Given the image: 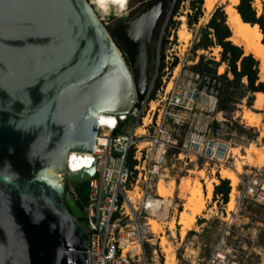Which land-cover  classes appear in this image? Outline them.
Wrapping results in <instances>:
<instances>
[{
	"label": "water",
	"instance_id": "obj_1",
	"mask_svg": "<svg viewBox=\"0 0 264 264\" xmlns=\"http://www.w3.org/2000/svg\"><path fill=\"white\" fill-rule=\"evenodd\" d=\"M164 7L110 27L86 0H0V264H86L82 210L62 177L93 169L65 172L66 159L93 155L100 116L142 101Z\"/></svg>",
	"mask_w": 264,
	"mask_h": 264
},
{
	"label": "built area",
	"instance_id": "obj_2",
	"mask_svg": "<svg viewBox=\"0 0 264 264\" xmlns=\"http://www.w3.org/2000/svg\"><path fill=\"white\" fill-rule=\"evenodd\" d=\"M153 84L154 79L129 115L98 118L93 155L67 156L65 172L93 169L91 178L78 182L86 183L87 191L82 211L86 264H149L145 246L152 231L148 222L156 221L163 208L158 203L162 199L157 196V185L166 177L168 155L173 153L179 161L202 159L208 165H220L227 158V145L207 136L206 125L193 123L195 92L179 94L159 87L152 97ZM209 106V112H215L214 97ZM182 129L189 132L179 143ZM71 161L79 164L77 169L70 168ZM68 191L75 199L73 187ZM246 200L264 206V183L259 174L246 179L236 191L232 210ZM203 264L238 262L219 238Z\"/></svg>",
	"mask_w": 264,
	"mask_h": 264
},
{
	"label": "rangeland",
	"instance_id": "obj_3",
	"mask_svg": "<svg viewBox=\"0 0 264 264\" xmlns=\"http://www.w3.org/2000/svg\"><path fill=\"white\" fill-rule=\"evenodd\" d=\"M153 1L163 0H144L143 4H141V9ZM164 1V13L160 21L164 20V24L161 30L157 31L159 35L156 32L150 44L149 80L146 89L155 77H160L161 84L159 87H162V90L167 87L168 90L172 89L179 94L193 90L197 102L193 109V113H195L193 123L206 125L207 136L218 138L225 143L228 147V153L225 162L220 165H208L202 159H191V161L183 159L179 161L173 156V153L168 155L166 177L161 180V183L165 188H170L171 196L168 198L169 202L165 206L164 211H162V208L157 215L155 231L148 235L149 243L145 246L146 261L149 264H203L215 242L219 238H223L226 247L231 250L232 256L235 257L238 264H264V206L246 200L232 210L236 191L241 188L242 183L246 179L253 177L254 174H259L264 183V164L261 165L258 161L259 158H264V102L261 108H255L253 98L252 105L247 107L244 99L232 113H222L216 110L213 113L209 112L210 99L214 97V93L211 90H206L205 87L200 88V80L190 72V66L196 63V55L200 54L217 61L219 50L212 48L207 51L197 52L196 55L192 54L190 50L198 38L199 29L208 22L213 11L206 13L202 7L203 16L197 25L187 28L185 19V14L188 12L187 4L186 2L182 4L177 15L173 17L177 30L170 31L167 38L168 42L162 49L160 41L165 39L164 26L171 12L169 1ZM232 1L216 0L214 9L222 7L225 13V8L230 6ZM123 2L124 7L118 9L116 15L107 16L97 12L98 19L104 25L112 26L115 23L112 19L117 20L120 17L128 18L129 16L132 19L136 17L141 10H138L139 1L123 0ZM252 7L257 17L264 15V0H252ZM180 31L187 33L186 41L180 40ZM233 41L231 42L241 47L245 53L243 43ZM154 48L157 49L158 58L152 61ZM161 51H163L162 55L165 64L163 69L159 70ZM174 59H177V65L174 68H170ZM223 71L224 68L220 67L217 72L221 74ZM259 80L263 79L259 76ZM246 116L252 119L251 125L244 119ZM214 123L216 126H214ZM192 129L191 127L189 130ZM189 130L182 129L179 132V143L183 141ZM245 154L250 156L252 161L248 162L249 160L238 159L239 156L243 158ZM221 170L235 175L236 181L233 187H231V182L228 180L230 193L232 189L234 190L231 210H228V203L222 205L214 202L212 193L207 200L205 199L207 196L205 190L207 184L213 181L212 186L217 185V177L221 178L219 173ZM169 182L173 185L169 184ZM63 183L68 189L75 186V182L65 180V178H63ZM192 185L200 187V192L204 198L203 209L194 217L192 224L187 230H184L183 236L180 237L179 214L184 209L190 189L188 187ZM229 196L228 202L230 200ZM82 228L85 231L84 221ZM161 241H163V244L160 245Z\"/></svg>",
	"mask_w": 264,
	"mask_h": 264
},
{
	"label": "trees",
	"instance_id": "obj_4",
	"mask_svg": "<svg viewBox=\"0 0 264 264\" xmlns=\"http://www.w3.org/2000/svg\"><path fill=\"white\" fill-rule=\"evenodd\" d=\"M140 3L138 10L141 9V4L144 0H137ZM171 7L169 19L165 22V39H162L161 45L164 49L168 42L170 31L177 30V25L173 21L182 4L186 2L188 12L185 14L186 26L191 28L197 25L202 18L203 0H168ZM240 20L249 24L256 25L261 35V44L264 46V15L256 16V12L252 7V0H239L234 8ZM137 10V11H138ZM136 12V11H135ZM164 24V20L160 23L159 31ZM159 35V33H158ZM231 31L226 23V15L222 7L215 8L211 13L208 22L199 29L198 38L191 46L192 54L197 52L207 51L212 48L218 49V60L213 58H206L204 55H196L197 61L190 66V72L197 76L200 80V88L205 87L206 90H211L214 93L216 100V111L222 113H232L236 110L244 99L246 106L250 107L253 102L254 94H264V80H259V62L252 54H245L243 49L234 45L231 41ZM158 37V36H157ZM117 48L121 52L120 46L115 42ZM163 51H161L160 67L162 70ZM157 49L154 48L152 54V61L155 60ZM126 61V59L124 58ZM127 63V62H126ZM177 65V59L171 63L170 68ZM224 68L223 73L218 74V69ZM264 79V75H263ZM161 78L154 79V84L151 96L156 93L160 84ZM214 126L215 123H214ZM218 184L213 187L212 200L216 203L226 205L228 203V196L230 193L229 181L217 177ZM75 194V202L83 211L87 202L86 183H75L73 186ZM64 190H68L64 183ZM82 228L83 220L77 221ZM83 229V228H82ZM84 230V229H83Z\"/></svg>",
	"mask_w": 264,
	"mask_h": 264
},
{
	"label": "bare ground",
	"instance_id": "obj_5",
	"mask_svg": "<svg viewBox=\"0 0 264 264\" xmlns=\"http://www.w3.org/2000/svg\"><path fill=\"white\" fill-rule=\"evenodd\" d=\"M86 1L89 4V6L92 8V10L94 11L95 14L97 12H99V13L105 14L107 16L116 15L118 12V9H121L124 7L123 0H86ZM215 2H216V0H203V5H202L203 10L206 13H211L214 9ZM230 4H231L230 6H227L225 8L226 23H227V25L231 31V35H232L230 38V41L235 40L236 42L243 43L245 53L252 54L253 57H255L258 60V62H259V67H258L259 68V76L261 77V79H263V74H264V46L260 42L261 35L259 33V30H258L256 25L250 26L249 24H245L240 20L238 14L236 13V11L234 9V6L238 4V0H233L232 3H230ZM155 13H157L156 8L153 7V9H151L150 15H153ZM96 16H97V14H96ZM179 38L182 41H186L187 40V33L180 31L179 32ZM234 44H235V42H234ZM263 102H264V94L256 93L254 95V102H253L255 108L256 107L261 108L263 105ZM107 117L113 118V117H109V116H106V117L101 116V120H104V118H107ZM244 119H246L247 123L249 125H251L252 119L249 116L244 117ZM72 154L73 153L68 154L71 156L70 159H73ZM238 159L239 160L244 159L246 161L249 160L248 162L252 161V158H250V156H248L247 154H245V156L243 158L241 156H239ZM258 161H259V164H261V165L264 164V158L263 157L259 158ZM69 166H70V168L75 170V169H77L79 164H76V163L71 161ZM219 173H220L221 178L230 180L231 187H233L235 185L236 180H235L234 174L227 172L225 170H221ZM170 183L171 182H169V184ZM212 183H213V181L209 182L205 188L206 195H207L205 197L206 200L211 196L212 189H213ZM194 184H196V183H194ZM186 186H188V185L186 184ZM199 188H200L199 186H194V185L188 187V189H189V193L187 192L188 197L186 198V202H185L184 207H183L184 209L179 214V219H178V225L181 226L180 237L183 236L184 230H187L189 228V226L192 224V222L194 221V217L197 216L203 209L204 198H203ZM169 190H170V188L167 189L164 186H162L161 181L157 185V196L160 199H162L158 203L163 205L162 211H164L165 206H167V204L169 202L168 198L171 196V193H170L171 190L170 191ZM233 193H234V190L232 189L231 193L229 194L230 200L227 204L228 210H231V208H232ZM155 223H156L155 220H152V219L149 220V222H148L152 232L155 231V225H156ZM161 244H163V241H161L160 245Z\"/></svg>",
	"mask_w": 264,
	"mask_h": 264
},
{
	"label": "flooded vegetation",
	"instance_id": "obj_6",
	"mask_svg": "<svg viewBox=\"0 0 264 264\" xmlns=\"http://www.w3.org/2000/svg\"><path fill=\"white\" fill-rule=\"evenodd\" d=\"M112 18H115V17H112ZM125 19H127V20H130L131 18H130V16L127 18V17H120L119 19H117V20H114V19H112L113 21H115V23L111 26V25H108V24H106V25H108V26H110V27H114V26H116L119 22H121V21H123V20H125Z\"/></svg>",
	"mask_w": 264,
	"mask_h": 264
},
{
	"label": "crops",
	"instance_id": "obj_7",
	"mask_svg": "<svg viewBox=\"0 0 264 264\" xmlns=\"http://www.w3.org/2000/svg\"><path fill=\"white\" fill-rule=\"evenodd\" d=\"M259 76V75H258ZM264 80V79H263ZM263 80H260V81H263ZM255 95V94H254ZM221 179V178H220Z\"/></svg>",
	"mask_w": 264,
	"mask_h": 264
}]
</instances>
